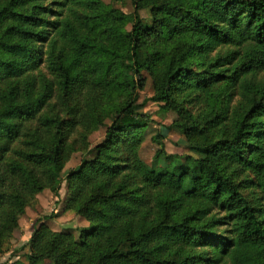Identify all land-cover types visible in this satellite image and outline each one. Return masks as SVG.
Returning a JSON list of instances; mask_svg holds the SVG:
<instances>
[{
	"label": "trees",
	"instance_id": "trees-1",
	"mask_svg": "<svg viewBox=\"0 0 264 264\" xmlns=\"http://www.w3.org/2000/svg\"><path fill=\"white\" fill-rule=\"evenodd\" d=\"M130 1L0 0V260L65 181L28 264H264V0ZM150 104L194 155L166 153ZM69 211L81 239L42 223Z\"/></svg>",
	"mask_w": 264,
	"mask_h": 264
},
{
	"label": "rangeland",
	"instance_id": "rangeland-1",
	"mask_svg": "<svg viewBox=\"0 0 264 264\" xmlns=\"http://www.w3.org/2000/svg\"><path fill=\"white\" fill-rule=\"evenodd\" d=\"M105 5L119 9L122 12L127 14L132 13L133 6L130 0H101ZM143 17H147V12H142ZM147 76V75H145ZM146 94H153V87L149 79L148 85L146 86ZM117 98V97H116ZM116 98L111 102L113 104ZM143 113L150 114L154 121H157L158 128L160 133L165 137L164 145L165 150L168 155L170 154H184L189 153L194 155L193 151H189L186 148V143L184 137L179 132L173 131L168 132L166 127L175 119L171 114H162L158 111V108L150 104V106L145 107L141 110ZM156 130L148 129L144 131L143 137L144 141L140 148V156L144 160L147 166H163L166 163L164 158L155 159L158 144L152 141V138L155 136ZM104 134V130H101L98 133H95L91 136L90 141L94 145L99 141ZM82 158V155L75 153L72 157V160L67 164L63 175L65 176L66 172L69 169L77 168L79 162ZM68 186L64 183L61 186L59 191L60 197H54L49 189L44 190L38 196V204L35 207H27L25 212L20 216L19 219V228L15 231L13 245H8L5 248L4 256L0 260V264H28V259L25 257V254L28 252L27 246L29 245L28 237L33 231L34 227L37 226L39 218L48 217L55 213L59 212L64 205L62 202L64 198H67ZM59 200V201H58ZM59 207H58V206ZM42 223H46L52 230L59 232H71L76 239H81L83 234L90 230V223L81 215H76L74 212H62L59 216H54L50 219L43 220ZM41 224V223H40ZM28 241V242H27ZM15 246L17 248H15ZM23 250L19 251L16 257H12V253L20 248ZM26 247V248H25ZM42 264H45L44 261Z\"/></svg>",
	"mask_w": 264,
	"mask_h": 264
}]
</instances>
